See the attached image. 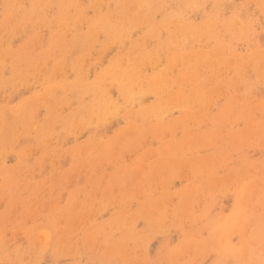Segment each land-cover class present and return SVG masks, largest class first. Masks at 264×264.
I'll return each mask as SVG.
<instances>
[{
  "label": "bare ground",
  "instance_id": "obj_1",
  "mask_svg": "<svg viewBox=\"0 0 264 264\" xmlns=\"http://www.w3.org/2000/svg\"><path fill=\"white\" fill-rule=\"evenodd\" d=\"M232 1L233 0H0V88H3L5 91L9 88L15 89L17 87L16 84H18V82L21 79H23V77L20 75H31V74L35 75V73L40 75L45 74L47 76L46 83L49 84L48 88L45 89L44 91L35 93L32 96L33 99L28 103L26 107L25 104H21L18 107L17 105L7 107V104H9L10 102L9 100L11 99V97L14 98L16 94L23 92L24 85L19 86L22 89L19 90V88H17L19 91L16 92L17 91L16 90L15 91L16 94H14L13 96L7 95L8 98H6L5 96L2 98V101L7 99L9 102L4 101L3 103L0 104V148L3 149L5 148L4 149L5 152H10L11 150H6V148L7 147L13 148V145L18 144L21 139L22 151L23 150L27 151V149L31 150L37 147L39 148V145H43L40 147V149L45 150L44 145H48L50 144L49 142L52 141V139L49 138L50 135L53 136L50 130L56 124L54 123V126L49 128L52 125H48L49 124L48 122L51 121L53 122L55 119H57L60 116V112L63 111L59 107L61 110L58 114L57 112L58 108L56 107L57 110L55 109L54 111L59 116L56 115L55 112L51 111L53 110L52 105L48 106V103L51 102L54 108L56 105L58 106L62 99L65 100L64 94L67 95L65 91L66 88L70 85L76 86V88H71L70 90L73 93H75L77 96H80L82 100L84 99L83 98L84 96L89 97L88 99L89 102L87 103V105H84L83 102L80 101L82 103L81 108L79 110L77 109L78 110L77 112L72 113L73 114L72 118L76 117V119L80 121L79 122L80 124L78 123V126H80L79 129L82 130L84 121H87L89 119H92L94 122H96V124L94 125L96 127H99L100 129V127L106 126L107 124L106 121L109 118L116 117L119 115L120 112L124 111L125 116L129 120L128 125L132 124L131 126L134 133L129 131L131 127L130 126L126 130V132L129 133L123 134L124 136H126L125 137L126 145L124 144V142L119 143V141H121V139L123 138L122 134H121L122 136L120 135L119 137L122 138L120 140L118 139L119 141L117 140V143H119L120 147L122 146L121 149L125 146L128 147L131 146L132 147V148L130 147L131 150H133V147L138 143H139L138 145L144 144L141 141V139H142V133H145V128L149 126L151 122L158 121V119L163 117V113L170 108L171 110L177 109V111H180L184 115L185 119H193L192 120L193 122L194 121L201 122L204 117L206 116L208 117V115H206L207 113L206 110L208 107L206 106H208V104L210 106L211 102L213 101L214 96L211 99V101H208L210 100V96L212 94L218 97L219 96L218 93L221 94L223 90L227 91L228 87L232 85L237 86L234 89L235 91L237 90V92L238 89L243 88L244 85L246 86V88L244 87L245 90L247 88L250 89V86L252 84L264 85V50H254L253 46H250V43L248 44V41H250L251 36L254 32V28H253L254 24L252 19L248 17L249 10L246 9L248 5L253 4L256 8L259 9L260 13L264 16V0H245L246 6H244L243 9L242 7L236 8L231 13L230 17H226L225 8L227 4L228 6L232 5ZM206 5L211 7L207 9ZM88 10L92 12L91 13L89 11L90 17L93 14L91 18L87 17V15L89 14ZM242 16H245L247 19L244 17L242 18ZM82 26H86L85 32L75 31V28H79V27L82 28ZM67 32H69V34ZM253 36L255 37V35ZM260 39L262 38L260 37ZM15 41H19L18 45L12 46L13 42ZM239 42H241L243 45L246 46L245 53L241 52L242 54L240 53L237 54L236 50L238 48L237 46L239 45ZM35 44L37 45L45 44L46 50L44 49V51L39 52L40 54L34 56L32 54V51L34 52V50H30V47L32 46L35 47L36 46ZM89 49L92 50L93 53L92 55L98 54V57L96 56L97 58L95 59V61L98 64L102 61V59L107 57L109 52L113 51L114 53L113 58L108 62L106 70L99 71L97 76L91 83L86 82L87 81L85 80L86 78L81 81H79V79L76 80L77 82H75V84H71L69 82H66L68 84L66 83L63 84V81L62 83L57 81L58 78L57 75L62 77V79L64 77L67 79L68 77L67 75H65L66 69H68V67L65 69V73H63V68L66 67V62L70 61V59L82 60V58H80L81 56L83 57L86 55H90L91 51H88ZM241 49L242 48H240V50ZM96 62H94V64ZM104 63H107L106 59L104 60ZM47 65H49L50 68L49 70H46V72H44L42 70L44 68L43 66H47ZM222 66L226 67L229 70L231 69L233 71V76L228 80L227 78L225 79L224 77L223 79H220V81H218L219 80L218 77L222 75V74L218 75L219 71L221 70L220 67ZM246 68L253 69L255 73H253L251 76L248 77L249 82L247 81L242 82V80H239L238 76ZM8 70L11 72L12 75H10L11 76L10 78L5 79L3 78L4 77L3 73ZM82 71L79 73H83ZM85 71H87L86 73H89V69ZM247 71L248 70L246 69V72ZM27 72H30V74H28ZM87 76L89 77V74H87ZM33 81L35 82V80ZM33 81H32V85L34 84ZM24 83L26 84V82ZM15 85L16 87L13 88V86ZM43 86L45 85L43 84ZM263 88L264 87H262V89ZM26 89L27 88H25V90ZM29 89L31 88L29 87ZM11 91L9 92L10 94ZM62 93H63V97H62ZM169 93L172 94L171 96L168 97ZM57 95H60L62 99L60 100V97ZM69 95L72 96V93H70ZM147 96L154 97L157 103L155 105L153 104V106L150 105L151 107L145 106L146 104H144V101ZM242 98L241 100H238L235 97V99L238 100V102H240L236 104V106H232L229 104H228L229 106L227 105L228 108H231L230 111L232 113H233L232 108L234 109L241 108L238 117L239 118L243 116L246 117L247 119L246 122H248L250 126L247 134H245L246 131L238 136H236L237 135L236 134L233 139L228 134L229 138H231L229 140L231 144L233 143V141L236 140L235 143H237L238 145L237 148L238 147L241 148V146L247 143V139L245 138V136L246 135L249 136L253 134L250 131L254 129L253 131H255L254 132L255 134H253V136L255 137L256 133L259 134V132H256L255 129L261 127L260 130H262V128L264 127L263 124L264 119L256 121V118L254 117V112L255 113L256 111L261 112V110L264 111V104L259 103L260 105L248 107L247 104L244 103V97ZM44 102L46 107L48 108L51 107V110L49 109L48 110L49 113L46 114V110H47L46 109L44 113L46 115L43 116V118L39 120L34 119L35 118L34 112H37V110L34 111L35 108L40 105H41L40 107H42V103L44 104ZM135 104L137 106L136 107L137 109L135 108ZM66 105L68 107V103ZM196 105L197 106L199 105L200 108L203 109L199 110L201 111L199 113L198 112L192 113L191 110ZM40 107H38L37 109H39ZM72 108L70 109L74 111V109ZM224 108L226 109V107ZM63 109H65V107ZM230 111L228 113L232 114L230 113ZM226 112L224 111V109H222V113L226 114ZM67 114L69 113L67 112ZM228 117H230V115H228ZM228 117L226 116L225 118L228 119ZM219 118L215 120L214 118L209 119V121L210 123H213L215 121V124H217V120H219ZM57 121H60V123L64 125L63 127V129L65 128L64 133H66L67 130L65 124L67 126L68 123L72 122L70 121L69 118L64 119L63 117L58 118ZM73 123L77 124L75 123V121ZM56 126L58 125L56 124ZM171 127L174 128V124H171ZM171 127L168 124L166 126L160 124L158 126H155L153 132L156 134L158 133L157 135H155L158 136L164 134L162 133V131L165 130V128H171ZM183 129L185 130V136L183 138V142L181 143L183 146L187 148V150H189V152L190 150L195 152V150L200 149V145H202L205 142H209L210 140L208 138L209 135L208 136L201 135L195 139L189 138V134H191L190 133L191 131H189V128L186 125L184 126ZM20 130L24 131L23 134L22 131ZM159 130H161L160 134L159 132H157ZM70 133H72V130L71 132L69 131L68 135ZM55 134L57 136V133ZM58 134L60 135V132ZM169 134H171V132ZM21 135L22 138H20ZM68 135L66 134V136L65 135L64 136L67 137ZM165 136H167V134ZM170 136L171 135H169V137ZM144 138L143 140H145ZM263 138L264 135L261 137V140H263ZM94 139L96 140L98 138H94ZM63 141H61V144ZM210 142L212 144L214 143L217 144L216 142L218 141L216 140L214 142L212 141ZM57 143L58 142H56L55 144ZM181 143L176 144L171 141L166 143L164 146L162 145L163 147L159 151V156L158 157L155 156L156 160L152 163L149 162L145 163L147 160L145 159L146 156L144 157L142 156L144 159L138 158L137 161H135L134 164L131 166L123 167L117 165L115 169L112 171V173L109 174L111 176V179L103 189L111 192L113 188L114 189L119 188V190L121 189L120 194L122 195L123 192L128 191L126 190L127 188L129 189V191L132 190V188L140 191V189L142 188L146 189L153 186V184H150L151 178H154L153 180H155L156 183L155 187L157 184H158L157 186L159 187V184L164 183L163 180H159V177L162 175V173L164 175L166 171L167 172L170 171V173L176 174L178 175V177L180 176L185 178L187 174L188 175L190 174L193 178H195V181L191 182L188 186L184 187L182 189V192L178 191V193H175V195L178 196L175 202L172 203V198L169 199L171 201L170 202L164 193L159 196L160 201L157 199L159 202L156 201L153 203L152 202L148 203L149 202L148 201L141 206V212L143 215L142 217L146 220V222H148L146 224L149 225V228H152V226L155 224L157 227H159V229H161L160 227L166 224L162 222V220L166 216L165 215L166 208H168L171 204H175L174 209L171 210L172 211L171 215L175 214V216H172V219L174 221L179 222L182 219L189 218V215L193 214L194 211L192 212V208L196 203L194 194L198 190L200 189L203 190L202 193L208 196V198H211V195H213L214 192H216L218 187L225 188L224 191L227 189V187L230 188V189L228 188L229 191L231 190V188H233L235 193L233 194L235 202H234V208H233L234 210L232 214L224 220H220L221 218L220 216V218L216 220L214 219V221L212 222H205L203 224L204 228L209 233L208 238L206 239L208 240L209 243L199 244V246L205 245V248H202L201 246V248L199 249L201 252L207 251V248L211 247V243H212L211 241L214 240V242L217 243L218 246L220 247L219 252L222 255L221 260L226 261L228 260L226 259V257L229 256L233 259V261L235 260L237 264H264V260L263 261L261 260L262 261L261 262L257 258V256L260 257L261 253H264V185L262 184L263 182L262 183L259 182V184L257 183L258 186H256L257 189L255 191H258V193L256 194V197L253 198L251 197L254 196L253 189L251 186L253 183L252 184L244 183L243 179L245 176L244 177L242 176V175H246L247 173H249L250 176L254 174H256L257 176L258 174L262 175L261 174L262 170H264V158H262V162H259L260 160L258 161L259 164L258 163L247 164L242 159L240 160V170L237 173L238 177L232 180L233 176L230 174L231 176L227 175V177L224 180H218L213 178L214 173H211L213 172V170L211 171V169L212 168L214 169L215 165H217L218 163L217 160L220 157L216 158V156H210L208 158L205 157L206 159L205 158L203 159V157L193 156L192 159L190 158L191 160L183 159L182 155L179 154ZM113 145H114L113 143L111 144L109 143V145L106 146L102 145V147L99 149V153L97 157H91L90 155H88L90 158L85 157L83 158V161L80 162L83 166L85 165L90 167L89 169L93 179L97 180L98 178V175L96 174L95 170L100 165L102 161L101 159L103 160L108 159L109 162L117 161V158L122 159L123 152L125 153V151L122 149L121 151L119 150L112 152ZM116 145L117 144L115 143V146ZM21 150L20 152L12 153L13 158L17 161L18 164H22L26 162V164L24 165L28 166L27 168L28 169L30 168L32 171L34 169L32 167L33 164L28 162L27 158L24 157L25 152L24 151L22 152ZM61 151H62V147H61ZM224 151L225 149L222 150V152ZM85 153H86V148H85ZM220 153L221 152L219 151L218 155L222 156L223 160L221 161L224 162L220 166L222 167L221 169H223L222 165L226 164L225 162L226 159H224L223 154ZM61 154L62 153L59 152V154H57L56 157H58L59 155L61 156ZM75 154L76 153L74 154L72 153L73 157H71V159L74 158V160H78L79 155L76 154L75 156ZM59 159L52 158L53 162H58ZM64 159H66V156ZM44 161L45 160H42V162ZM5 162H6V156L4 158L0 156V177L2 176L6 177V178L3 177L5 179L2 185L0 186V193L1 192L4 193L6 191L8 192L9 189L12 190L11 192L13 193V195L11 202L14 203L12 205L18 207L19 205L18 203H15V199H14L17 196L15 195L14 197L15 194L14 192H16L15 186L17 184V182L15 184V175L13 172L6 170V168L3 166ZM71 163L73 164V162ZM36 164L38 165V163ZM147 164L149 165L147 166ZM43 166L45 167V164H43ZM75 167H78V165L76 164ZM244 167L247 170L246 171L247 173L245 172V170H243ZM203 168H205L206 171H204ZM77 169H75V171ZM207 170L208 171L210 170L211 172H207ZM31 171H28L27 174L31 173L32 176L33 172ZM29 175H24L22 178H26V176L29 177ZM65 175L68 176V174ZM248 175H246V177ZM200 176L203 177L209 176V178L205 182L203 181L202 178V182H200L199 184L200 186H199L198 181ZM170 177L172 176L170 175ZM101 180L103 179H100V181ZM134 180L136 182L135 184L133 183ZM172 180L173 178L170 179L171 183ZM228 182H230V184ZM28 184L26 187L31 186ZM41 188L42 187H40V190ZM42 190H44V185ZM229 191L227 190L223 193H227L226 195H228ZM125 194H126L125 196H127V193ZM77 195L79 196V194ZM38 198H36V200ZM36 200L34 203H36ZM31 201H33V199ZM54 201H51V196H50V202L54 203ZM51 203H49L50 206ZM31 205L33 207V202L32 204L30 203L27 207L26 206L24 207L25 211H30L29 209L31 208ZM195 207L193 209H195ZM15 208L12 207V209ZM34 208L35 207H33V209ZM80 208L78 209L79 211L77 210L78 211L77 213L72 212V210H70L71 212L70 213L67 210L68 213L65 214V216L63 217L59 212H58L59 214L58 213L52 214V210H51V212L49 213L50 215L52 214V216H50V218L48 217L49 219L47 218L48 222H52V223L55 222L56 224L57 220L59 219L58 215H60L68 223V221H70L71 219L76 218V216L80 212L83 211L85 213L84 207L81 208V210ZM59 209H61V207ZM54 211L56 212V210ZM88 211L90 210L88 209ZM62 213L64 212L62 211ZM29 215L31 216V214ZM81 216L83 217L84 214ZM168 216H166V218H168ZM7 217L8 215H6V218ZM167 220L168 219H166V221ZM200 220L204 221V218L203 219L200 218ZM76 222H78V219ZM58 223L59 221L57 222V224ZM114 224L116 225L117 228H121V225L123 223L120 224V221L118 220V222L115 221ZM109 226L104 227L105 228L104 230L106 231L107 228L112 229L113 225H109ZM54 227L57 228L56 226ZM63 229L64 228H62V230ZM22 230L25 231L24 229ZM58 231H56V234L59 233V235L68 236V230L65 231L66 232L65 234H63V232H60L61 229H59ZM33 232H31L30 230L31 234ZM162 232H163V228H162ZM36 234L35 236L40 235V234L37 235ZM42 234L41 236H45L43 238L44 239L43 241L50 243L51 242V238L49 237L50 235L48 233H42ZM104 234H106V232H104ZM194 235L195 237L199 235V230L197 228L194 229ZM86 236H99V235L95 231L94 233ZM106 236H108L106 240V246L108 252L106 253L105 256H103L104 261L106 262L105 264H114L116 261L123 263V261H125V258L129 257V255L127 256L128 254L127 250L129 248L126 250L124 249L127 243L126 242L127 239L120 240L119 242L118 241L112 242V237H113L112 234L107 233ZM57 238L60 241H62L58 236ZM189 240L190 238L184 236L183 244L185 245L187 243H190ZM62 246L65 248L66 244L63 243ZM195 247H197V244L195 245ZM182 250H183L182 247L178 249L175 248L173 249V253L172 255L170 254V256L171 257L175 256V259H177L176 257L181 256ZM175 259L174 260L172 259L173 264ZM257 259L258 261H256Z\"/></svg>",
  "mask_w": 264,
  "mask_h": 264
},
{
  "label": "rangeland",
  "instance_id": "obj_2",
  "mask_svg": "<svg viewBox=\"0 0 264 264\" xmlns=\"http://www.w3.org/2000/svg\"><path fill=\"white\" fill-rule=\"evenodd\" d=\"M244 6H246L245 0H233L232 5L228 6V4H227V6L225 8L226 17H230L231 13L236 8L242 7V9H243ZM209 7H211V6H207V9ZM246 9L249 10V12H248L249 16L248 17L250 19H252L253 24H254L253 25L254 32L251 36L250 41H248V44L250 43V46H253L254 50H264V16L260 13L259 9L256 8L253 4L248 5ZM89 11L90 10H88L89 14L87 13L88 14L87 17L91 18L93 16V14L90 17L91 11L90 12ZM243 17L246 18L245 16H242V18ZM75 31L85 32L86 26H82V28L81 27L75 28ZM67 33L69 34V32H67ZM253 35H255V37ZM260 37L262 39H260ZM18 43H19V41L13 42L12 46H14V45L17 46ZM35 45L37 47L36 46L30 47V50H34V52L32 51V54L34 56H37L38 54H40L39 52L44 51V49L46 50L45 44H42V45L41 44H38V45L35 44ZM242 45L243 44L241 42H239V45L237 46L238 48L236 50L237 54L238 53H240V54L245 53L246 46L245 45L242 46ZM70 47H68V48H70ZM240 48H242L243 50L242 49L240 50ZM88 51H91L90 55H86L83 57L81 56L80 58H82V60L70 59V61H67L66 67L63 68V73H65V69L68 67V69H66V74H65L68 77H67V79L65 77L62 79V77L57 75V77H58L57 81H59L61 83L63 81V84H65L66 82H69L71 84H75V82H77L76 80L79 79V81H81V80H84L86 78L85 79V80H87L86 82L91 83L95 79V77L97 76L99 71L106 70L108 62L113 58V55H114L113 51L109 52L107 57L102 59V61H101L103 63V65H102L101 62L98 64L95 61V59L98 57V54L92 55L93 53H92L91 49H89ZM105 59H106L107 63H104ZM62 62H63V60H62ZM94 62H96V63L94 64ZM87 63H88V65H87ZM43 67H41V68H43L42 70L44 72H46V70H49V68H50L49 65L43 66ZM82 67H84V68H82ZM88 69H89V73H86L87 71H85V70H88ZM220 69H219L220 71H219L218 75H221V74L222 75L218 77V79H219L218 81H220V79H223L224 77H225V79L227 78V80H228L233 76V71L231 69L229 70L224 66L220 67ZM246 69L248 70L247 72H246ZM246 69L244 70L246 73L243 71L238 76L239 80H242V82H244V81L249 82L248 77L251 76L253 73H255V71L251 68H246ZM81 71L83 73H79ZM228 71H229V73H228ZM27 73L30 74V72H27ZM63 73H61V74H63ZM87 74H89V77L87 76ZM206 74H208V73H206ZM10 75H12V74L9 70L5 71L3 73V76H4L3 78L8 79L11 77ZM39 75L40 74H37V73H35V75L34 74L20 75L23 77V79H21L18 82L19 85L16 84L17 87H16V85L13 86V88L16 87L15 89H11V88L7 87L9 89H7L5 91L3 88H0V104L3 103L4 101H8L7 99L2 101V98L4 96L6 98H8L7 95L13 96L14 94H16V92H18L19 90L22 89L19 86L24 85L23 86V92L16 94L14 96V98L11 97V99L9 100L10 102L8 101L9 104H7V107L15 106V105H17V107H18L21 104H25V107H26L28 105V103L33 99L32 96L35 93L42 92L45 89H47L49 86V84L46 83V77L47 76L45 74H41L40 76ZM34 77H35V79H34ZM39 77H40V79H39ZM24 79H26L27 81ZM199 79H201V78H199ZM33 80H35V82ZM32 81L34 82L33 85H32ZM22 82H23V84H22ZM24 82H26V84ZM43 84L45 86H43ZM66 84H68V83H66ZM239 84H241V83H239ZM34 86H36V87H34ZM259 86H260V89H259ZM261 86L264 87V85L252 84L250 86V89L247 88L245 90L246 86L244 85L243 88L238 87L240 89L237 88L238 89V92H237V90L236 91L234 90L237 86L232 85V86L228 87L227 91L223 90L221 92V94L223 96L219 93H218V95H219L218 97L216 95L212 94L210 96V100H208V101H211L213 96H214L215 100L213 99L210 106H209V104H208V106H206V107H208L206 110V112H207L206 115H208V117L207 116L204 117L201 122H199V121L193 122L192 121L193 119H185L184 115L180 111H177V109H172V110H171V108L168 109L167 111H165L163 113V117L158 119V121L151 122V124L145 128V133H142V139H141V141L144 144L143 145L140 144L141 146L138 145L139 143L137 144L140 148L137 145H135L136 147L135 146L133 147V150H131V148H132L131 146H130L131 148L128 146L123 147L122 149L125 151V153L123 152L124 156L122 155V159L117 158V161L109 162L108 159L107 160L101 159L102 160L101 163H103V164L100 163L98 168L97 169L95 168L96 174L98 175L97 180L92 178L91 172L89 169L90 167L85 166V165L83 166L80 162L83 161V158H85V157L90 158L88 155H90L91 157H97V155L99 153V149L102 147V145L106 146V145H109V143L110 144L113 143L114 145L112 146V149H113L112 152L122 150L121 149L122 146L120 147L119 143L124 142V144L126 145V142H125L126 136H124L123 134L129 133V132H126V130H127V128H129L132 125V124L128 125L129 120L125 116L124 111L120 112L119 115L116 117L109 118L106 121V123H107L105 126L106 128L103 126V127H100V129H99V127H96L94 125V124H96V122H94L92 119H89L87 121H84V124L82 126V130H81V129H79L80 126H78V123L80 121H78L76 119V117H74L75 118V120H74V118H72V115H73L72 113L77 112L81 108V105H82L81 102H83L84 105H87V103L89 102L88 101L89 97L84 96L83 97L84 99L82 100V98L80 96H77L75 93H73L70 90L71 88H76V86H72V85H70L66 88L65 93H67V95L64 94L65 100L62 99L63 93H62V97L60 95H57L60 97V100L62 99L58 106L56 105L54 108V106L51 102L48 103V106L52 105L53 110H51V107H49V108L46 107L45 102H44V104L42 103V107H40L41 105L37 106L34 110V111L37 110V112H34V115H35L34 119H36V120H39V119L43 118V116L48 114L49 109L51 111L55 112L54 110L55 109L57 110V108H58V110H57L58 114H59L60 110L62 109L63 111L60 112V116L63 117L64 119L69 118L70 121H72V122L68 123L67 126L65 124V127L67 128V130H66V133H64V131H65V128L63 129L64 125L62 123H60V121H57V119L61 118V117L58 114H56V112H55V114L58 115L59 117L57 119H55L53 122L52 121L48 122L49 123L48 125H52L49 128L53 127L54 123H56L58 126H56V124H55V126L53 128H51V130H50L52 132L53 136H51V135H50L51 137L49 136V138L52 139V141L49 142L50 144L44 145L45 150H47V151L40 149V147L43 145H39V148L37 147V148H33L31 150L27 149V151L23 150L25 152L24 157L27 158L28 162L33 164L32 167L34 169L32 171L30 168L29 169L27 168L28 166L24 165V164H26V162L22 163V164H18L17 161L13 158L12 153L20 152V150H21V144H22L21 139H20V142L18 144L13 145V148L12 147L6 148V150H11L10 152H5L4 151L5 148L4 149L0 148V156H2L3 158L6 156V162L3 164V166L6 168V170L13 172L15 175V184H16V182H17V184L15 186L16 192H14L15 193L14 197H15V195H17V196L14 199H15V203H18V205H19V206L17 205L18 207L12 205V204H14L13 202H11L12 195H13V193L11 192L12 190L9 189L8 192L7 191L4 192L6 194H4L3 192L0 193V216H1L0 217V232H1L0 233V264H105L106 262L104 261L103 256H105L106 253L108 252L107 246H106V240L108 237V236H106L107 233L112 234V236H113V237L111 236L112 242H114V241L119 242L120 240L127 239V241H126L127 243H126L124 249L126 250L129 248L127 250L128 251L127 256L129 255V257L125 258V261H123V263L116 261L114 264H116V263L117 264H173L172 259L174 260L175 256L171 257L170 254L172 255L173 249H175V248L178 249L180 247H182V249H183L182 254L180 257L178 256L176 258L178 260L181 257L182 258L179 261L177 259H175L176 262L174 261V264H237V262L235 260L233 261V259L229 256L226 257V259H228V260H226V261L221 260L222 255L219 252L220 247L218 246L217 243L214 242V240L211 241L212 242L211 247L207 248V251L201 252L199 249V248H201V246H202V248H205V245L199 246V244H204V243L208 244L209 243L208 240H206L208 238L209 233L204 228L203 224L205 222H212V221H214V219L216 220V219L220 218V216H221L220 220H224L232 214V212L234 210L233 208H234V202H235L234 195H233L235 193H234L233 188H231V190L229 191L230 188L227 187V189L225 191L228 190L229 192H228V195H226L227 193H223V192H225L224 191L225 188L218 187L216 192H214V194L211 195V198H208V196H206L204 193H202L203 190H201V189L198 190L194 194V198H195L196 203L193 206V208L195 206H197V207H195V209L198 208V205L201 203L199 205V208L196 209V211H195V209L192 208V212L194 211L195 213L193 212L192 215H189V218L182 219L179 222L174 221L172 219V216H175V214L171 215L172 214L171 210L174 209L175 204H171L168 208H166L165 215L168 216L169 213H170V215L168 216V218H166V216H165V218L162 220V222H164L166 224L162 225V227H160L161 229H159V227H157L155 224L152 226V228H149V225L146 224L148 222H146V220L142 217L143 215L141 212V206L145 202H148V201H149L148 203H150V202L153 203V202H156L158 200L160 201L159 196L164 194V193L167 196L168 200L172 198V203L175 202L176 198L178 197L175 195V193H178V191L182 192V189L184 187L188 186L191 182L195 181V178H193L190 174L189 175L187 174L188 178H187V176H186V178L179 176L180 177L179 178L178 175L170 173V171L169 172L166 171L164 173V175L162 173V175L159 177V180H163V182H164L163 184H159V187L157 186L158 184L155 187V184H156L155 180H153L154 178H151L150 184H153V186L146 188V189L142 188V189H140V191L133 189V188H132V190L129 191V189L127 188L126 190H128V191L123 192L124 194L121 192L122 195L120 194L121 189L119 190V188H115V189L113 188V190L111 192L106 191L103 188L110 181L111 176L109 174L112 173V171L115 169V167L117 165L123 166V167L131 166L134 164L135 161H137L138 158L144 159L143 158L144 156H146L145 159H147L145 163H148V162L152 163L156 160L155 156H157V157L159 156V151L161 150V148L166 143L171 142V141L176 143V144L183 142V138L185 136V130L183 128L185 125L189 128V131H191L190 132L191 134H189V138L195 139L201 135H206V136L209 135L208 138L210 140H209V142H205L203 144L201 143L202 145H200V149L195 150V152L191 151V150L189 152V150H187V148L185 146H183L181 143V146H180L181 148L179 150V154H181L182 158L186 159V160H191L193 158V156L203 157V159L205 157L208 158L210 156H216V158L220 157L221 159L218 158V160H217L218 161L217 165H215L214 169L213 168L211 169V171L213 170V172H211L210 170L209 171L207 170V172L214 173L213 178L218 179V180H224L227 177V175L231 174L233 176L232 180L235 179L236 177H238L237 173L240 170V160H242V159L247 164L248 163H255V164L258 163L259 164V162H262V158H264V138H263V140H261V137L264 135V129H263L264 127L262 128V130H260L261 127H258L255 129L256 132H259V134L256 133L255 137L253 136V134H255L254 133L255 131H253L254 129L252 131H250L253 134L249 135L250 137L248 135L245 136V138L247 139V143H245L243 146H241V148H239V147L237 148L238 145H237V143H235L236 140L233 141V143L231 144L229 141L231 138H229V136H231L233 139L236 134H237L236 136H238V135L244 133L245 131H246L245 134H247L250 126H249L248 122H246L247 121L246 117H244V116L240 117V118L238 117V114H240L239 111L241 110V108H237V109L232 108V111H233V113H232L230 111L231 108H228L227 105L229 104L232 106H236V104L240 103V102H238V100H241L242 97H244V103L247 104L248 107H250V106L253 107V106L260 105V104H264V95H263L264 94V88L262 89ZM29 87L31 89H29ZM17 88H19V90ZM25 88H27V89L25 90ZM39 89H41V90H39ZM10 91H11V94L9 93ZM254 91H255V93H254ZM21 93H24V94H21ZM70 93H72V96L69 95ZM2 94H3V96H2ZM58 94H60V93H58ZM171 94L172 93H169L168 97L171 96ZM73 96H74V98H73ZM235 97L238 100H236ZM80 98H81V100H80ZM63 102L65 105L68 103V107H67V105L65 106L63 104ZM156 103L157 102H156L155 98L152 96H147L145 101H144V104H146L145 106H148V107H151L150 105L153 106V104L155 105ZM61 104L64 105L65 109H63L64 107ZM38 107H40V108L37 109ZM136 107L137 106L135 104V108ZM224 107H226V109ZM70 108L74 109V111L71 110ZM201 109H203V108H200L199 105L198 106L196 105L191 110V112L192 113H197V112L199 113V112H201V111H199ZM222 109H224L225 112L227 111L226 114L222 113ZM45 110H46V114H44ZM229 111L232 114H229L228 113ZM67 112L69 114H67ZM221 113H222V115H221ZM228 115H230V117H228ZM226 116L228 117V119L225 118ZM254 117L256 118V121L264 119V111L261 110V112H259V111H256V113L254 112ZM213 118H214V120L219 118V120H217L218 126H217V124H215V121L213 123H210L209 119H213ZM234 119H236V120H234ZM74 121L77 124H74L73 123ZM125 123H126V125H125ZM159 123L163 124L165 126L168 124L170 127H171V124H174V128H172V127L171 128H165V130L162 131V133H164V134L155 136L158 133L157 134L154 133L153 129L155 128V126L160 125ZM205 123H207V124H205ZM72 124H74V125H72ZM175 124H176V126H175ZM71 125H72V127H71ZM70 128H72V129H70ZM178 128H180V129H178ZM101 129H104V130H101ZM71 130H72V133H70L69 134L70 136H69L68 133H69V131L71 132ZM74 130H77V131H74ZM176 130H178V131H176ZM20 131H22V130H20ZM58 131L60 132V135L58 134L59 133ZM129 131L133 132L132 126L130 127ZM164 131H166L167 133ZM23 132L24 131H22V134H23ZM157 132H159V134H160L161 130H159ZM170 132H171V134H169ZM55 133H57V136ZM66 134L68 135L67 136L68 138L65 137ZM75 134H76V136H75ZM101 134H102V137H101ZM166 134H167V136H165ZM217 134H219V135H217ZM228 134H229V136H228ZM71 135H72V137H71ZM93 135H94V137H93ZM120 135L123 137V138L121 137L122 139L119 138ZM162 135H163V137H162ZM169 135H171V136L169 137ZM210 135H211V137H210ZM212 135H213V138H212ZM144 136H145V138H144ZM217 137H219V138H217ZM20 138H22V135ZM58 138H59V140H58ZM88 138H89V140H88ZM94 138H98V139L95 140ZM143 138L145 140H143ZM251 138H252V140H251ZM55 139H57V140H55ZM118 139L119 140L121 139V141H119ZM146 139H147V141H146ZM117 140L119 141V143H117ZM150 140H152V141H150ZM216 140L218 141V142H216L217 144H215V143L212 144L210 142V141L214 142ZM61 141H63L64 144H63V142L61 144ZM86 141H88V142H86ZM149 141L153 144H151ZM56 142H58V143L55 144ZM103 143H106V144H103ZM115 143L117 144L116 146H115ZM210 143L212 144V146ZM86 144H89V145H86ZM249 144H250V146H249ZM203 145H205V146H203ZM46 146H47V148H46ZM61 147H62V151H61ZM127 147H128V150H127ZM182 147H184V148H182ZM85 148H86V153H85ZM223 149H225L224 152H222ZM12 150H14V151H12ZM69 150L70 151L72 150V151L70 152ZM80 150H81V153H80ZM92 150H95V151H92ZM248 150H250V151H248ZM219 151L223 154L224 159H226L225 160L226 164L222 165L223 169H221L222 167L220 165L223 164L224 162L221 161V160H223L222 156L218 155ZM29 152L31 155L29 154ZM32 152H33V154H32ZM50 152H52V153H50ZM59 152L62 153L61 156L59 155L58 157H56L57 154H59ZM68 152H70V153H68ZM184 152H186V153H184ZM1 153H2V155H1ZM46 153H47V155H46ZM72 153L73 154L76 153L79 155L78 160H74V158L71 159V157H73ZM154 153H155V155H154ZM76 154H75V156H76ZM8 155H9V157H8ZM64 155L66 156V159H64L65 158ZM59 157H60V159H59ZM52 158L53 159L57 158L59 160H58V162H53ZM50 159L52 160V162ZM42 160H45V161L42 162ZM61 160H64V161H61ZM70 161L73 162V164ZM41 162H42V164H41ZM108 162H109V164H108ZM36 163H38V165ZM43 164H45V167L43 166ZM76 164L78 165V167H75ZM69 165L71 166V168ZM106 165H108V166H106ZM148 165L149 164H147V166ZM8 166L10 169L8 168ZM218 166H219V168H218ZM18 167H20V168H18ZM81 167H84V168H81ZM217 168L219 169V171ZM23 169H24V172H23ZM42 169H44V170H42ZM75 169H77V170L75 171ZM203 169H204V171H206L205 168H203ZM243 170H245V172L247 171L245 169V167ZM28 171L33 172L32 176H31V173H29L30 175L27 174ZM39 171H41V172H39ZM72 172H74V173H72ZM65 174H68V176ZM248 174L249 173H247L246 175H248ZM261 174L263 176L259 175V174H258V176L256 174L250 176V174H249L247 177H246V175H242L243 177L244 176L246 177V178L244 177L245 180L243 179V182L246 184L247 183L248 184L249 183L254 184L256 181V183H255L256 185L255 184L251 185L252 189H253V193H254V196H251V197H253V198L256 197V194L258 193V191H255L257 189L256 186H258L257 183L259 184V182H261V183L263 182L262 184L264 185V170H262ZM24 175H29L30 178L28 176H26V178H22ZM170 175L172 177H170ZM3 177H5V176L0 177V186L2 185L4 179L6 178V177L5 178H3ZM28 178H29V180H28ZM172 178H173V180L171 183L170 179H172ZM202 178H203V181L205 182L206 180H208L209 176H204V177L200 176L199 181H198V185L200 184V182H202ZM211 178H212V176H211ZM259 178H261V179H259ZM100 179H103V180L100 181ZM88 182H89V184H88ZM160 182H162V181H160ZM230 182H228V183L230 184ZM30 183H32V184H30ZM133 183L134 184L136 183L135 180L133 181ZM27 184L31 185V186L26 187ZM42 184L44 185L45 191L42 190V188H43ZM167 184H168V186H167ZM99 185H101V186H99ZM24 187H26V188H24ZM40 187H42L41 190H40ZM220 188H221V191H220ZM231 191H233V192H231ZM125 193H127V196H125L126 195ZM2 194H4V195H2ZM77 194H79V196ZM8 196H10V197H8ZM50 196H51V201L55 200L54 203L52 202L53 205L50 202ZM31 198L33 199V201H31L32 200ZM36 198H38L39 200L38 199L36 200ZM35 200H36V203H34ZM32 202H33V207H35V208L33 209L32 205H31V208L29 209L30 211H25L24 207L25 206L27 207L30 203L32 204ZM47 202L51 203V206ZM196 204H198V205H196ZM71 205H72V208H71ZM80 206H81V208L84 207L85 213L83 211L80 212L77 215L78 217L76 216V218L71 219L70 221H68V223L64 220V218H62L63 216H65V214L68 213V211L70 212V210H72V212L77 213L79 211L78 209L80 208ZM206 206H207V208H206ZM12 207L13 208L16 207V208L12 209ZM60 207H61V209H59ZM73 207H74V209H73ZM90 207H92V208H90ZM81 208H80V210H81ZM88 209L90 211L92 209V211H91L92 213L90 211H88ZM51 210H52V214H55L58 212L61 214L62 217L60 215H58V217H59V219L57 220V222L59 221L58 224H57V222H56V224H55V222H53V223L48 222V219L50 218V216H52V214L50 215V213H49V212H51ZM54 210H56V212ZM53 211H54V213H53ZM62 211L64 213H62ZM136 211L138 212V214ZM167 211H169V212H167ZM9 213H10V215H9ZM28 213L31 214V216ZM82 213L84 214L83 217L81 216V215H83ZM139 213H140V215H139ZM6 215H8V217H7L8 219L6 218ZM28 216H29V218H28ZM200 218H202V219L204 218V221H201ZM77 219H78V222H76ZM166 219H168V220L166 221ZM60 220H61V222H60ZM118 220L120 221V224L123 223L121 225V228H117L116 225L114 224V222L115 221L118 222ZM121 220L124 222H122ZM196 223H197V225H196ZM183 224H184V226H183ZM105 225L106 226L113 225V226H112V229L107 228L105 231L104 230L105 229L104 227H106ZM54 226H56L57 228H55ZM62 228H64V229L62 230ZM162 228H163V232H162ZM195 228H197L199 230V235L196 237L194 235V229ZM22 229H24L28 233V235ZM57 229L58 230L61 229L60 232H63V234H65L66 233L65 231L68 230V236L59 235V233L56 234V231H58ZM108 229H109V231H108ZM149 229H151V230H149ZM30 230H31V232L34 231L33 232L34 234L33 233L31 234ZM103 230H104V232H106V234H104ZM95 231L99 236H86V235H90V234L94 233ZM110 231H112V232H110ZM36 233L40 234V235H37ZM42 233H48L50 235L49 236L51 238L50 243L43 241L44 240L43 238L45 236H41ZM35 234L37 236H35ZM57 236L62 241H60L57 238ZM184 236L190 238V240H189L190 243H187L185 245L183 244ZM130 237H131V239H130ZM129 239L132 241H130ZM63 243L66 244L65 248L62 246ZM128 244H130V245H128ZM196 244H197V247H195ZM188 253H190V254H188ZM257 258L260 261L261 260L263 261L264 260V253H261L260 257L257 256ZM258 259L256 261H258Z\"/></svg>",
  "mask_w": 264,
  "mask_h": 264
}]
</instances>
